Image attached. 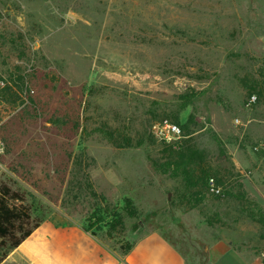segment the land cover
<instances>
[{
  "label": "rangeland",
  "instance_id": "rangeland-1",
  "mask_svg": "<svg viewBox=\"0 0 264 264\" xmlns=\"http://www.w3.org/2000/svg\"><path fill=\"white\" fill-rule=\"evenodd\" d=\"M165 118L221 194L157 166ZM2 181L123 252L158 231L186 264H264V0H0ZM126 198L139 216L112 229Z\"/></svg>",
  "mask_w": 264,
  "mask_h": 264
},
{
  "label": "crops",
  "instance_id": "crops-1",
  "mask_svg": "<svg viewBox=\"0 0 264 264\" xmlns=\"http://www.w3.org/2000/svg\"><path fill=\"white\" fill-rule=\"evenodd\" d=\"M131 244V249L123 252L86 230L83 222L52 216L6 259H13L14 264H186L182 253L158 231L142 234ZM221 255L234 262L240 257L245 264H260L235 248Z\"/></svg>",
  "mask_w": 264,
  "mask_h": 264
},
{
  "label": "trees",
  "instance_id": "trees-1",
  "mask_svg": "<svg viewBox=\"0 0 264 264\" xmlns=\"http://www.w3.org/2000/svg\"><path fill=\"white\" fill-rule=\"evenodd\" d=\"M257 94V96L260 95V93ZM174 122L183 130H187V124H181L178 119L177 122ZM108 138L114 146L120 148L133 146L132 139L125 138V142H122L116 138L114 133H110ZM162 143L163 159L157 161V166L164 172L172 171L174 177H182L186 187L195 189L193 196L203 192L207 187L211 169L207 168L199 149L191 144L189 140L181 139L177 145L164 141ZM81 188L91 192L95 197L98 196L93 190L92 184L88 181V177L83 181ZM28 196L30 195L26 191L14 188L6 181L0 182V264L5 261L10 252L19 247L46 220L44 217L36 215L38 207L34 205L35 202L31 201ZM239 198L243 200L245 195L240 193ZM124 202L125 213L115 212L111 215L112 219L108 224H110L112 229L123 228L125 226V218L131 219L139 216V211L132 199L126 198ZM107 212L109 213L110 211ZM259 216L258 220L263 223L264 218L261 215ZM85 229L98 235L96 231L91 229L90 225L88 227L85 226ZM131 247L132 244L129 243L124 251L130 250Z\"/></svg>",
  "mask_w": 264,
  "mask_h": 264
},
{
  "label": "built area",
  "instance_id": "built-area-1",
  "mask_svg": "<svg viewBox=\"0 0 264 264\" xmlns=\"http://www.w3.org/2000/svg\"><path fill=\"white\" fill-rule=\"evenodd\" d=\"M257 99V95H252L249 99V104L255 103ZM240 123L241 120L237 118L235 120V124L239 125ZM152 132L157 138L161 139L162 141L175 145H177L183 138L181 127L168 118L156 122L152 126ZM208 188L214 194H221L222 192V188L218 186L214 178L209 179Z\"/></svg>",
  "mask_w": 264,
  "mask_h": 264
}]
</instances>
